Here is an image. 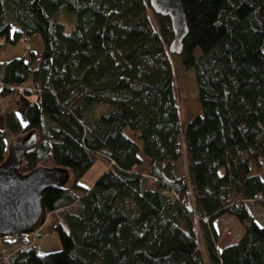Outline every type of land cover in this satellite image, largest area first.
Listing matches in <instances>:
<instances>
[{"label":"trees","instance_id":"trees-1","mask_svg":"<svg viewBox=\"0 0 264 264\" xmlns=\"http://www.w3.org/2000/svg\"><path fill=\"white\" fill-rule=\"evenodd\" d=\"M181 3V63L200 105L184 124L170 20L148 0H0V50L35 33L43 44L39 57L0 60V101L35 94L21 117L4 114L0 163L7 132L33 129L20 171H69L42 198L61 248L40 253L33 237L14 236L0 264H264V225L248 209L264 206V0ZM100 156L108 165L85 185ZM222 214L242 230L219 246Z\"/></svg>","mask_w":264,"mask_h":264},{"label":"water","instance_id":"water-1","mask_svg":"<svg viewBox=\"0 0 264 264\" xmlns=\"http://www.w3.org/2000/svg\"><path fill=\"white\" fill-rule=\"evenodd\" d=\"M148 2L155 13L169 17L172 37L168 51L180 54L188 32L181 0ZM36 142L37 132L30 129L7 144V155L0 163V237L34 232L47 216L43 191L48 186H61L69 178V171L60 166L39 165L24 173L20 171L24 153Z\"/></svg>","mask_w":264,"mask_h":264},{"label":"rangeland","instance_id":"rangeland-1","mask_svg":"<svg viewBox=\"0 0 264 264\" xmlns=\"http://www.w3.org/2000/svg\"><path fill=\"white\" fill-rule=\"evenodd\" d=\"M4 47H3L4 49L0 50V60H7L13 56H19V55H24L25 56L24 58L28 59L29 52H33L36 57H39L43 48V44L40 34L35 33L30 36L22 35L21 38L17 40V42H15L14 44L7 43L4 45ZM198 53L199 50L195 49V54L197 55ZM170 59L174 73V87H175V93H176L177 104L179 109V120L181 124H184L193 114H195L198 110H200V105L197 98V87L194 79V72L192 68H186L185 66H183V64L181 63L180 54L170 53ZM28 83L29 82L24 81L20 84V87L23 88ZM14 93H12V95ZM32 95L35 98L34 93H30L28 96L32 97ZM8 97H10V95L6 96L5 98ZM7 101H9V103H12V105L15 103L14 99L5 100V103ZM0 105L3 106V103H1ZM22 107L24 108V105L20 103L19 109H21ZM15 136H13L12 133L7 132L6 139L8 143ZM184 164H185L184 162H181V164H179V170L181 169L185 170ZM106 165H108V163L103 157L100 156L99 158H97L95 163L91 166V168L83 175L82 182L85 185L90 186L94 182V180L106 168ZM145 182L146 181L144 179L143 184ZM151 183L152 185L154 184L153 182ZM253 213L255 214L254 211ZM235 219L236 218H234L231 215L224 214L221 215L215 221L216 226L218 227V230L221 233L223 226L230 227L229 231L226 230V235H227L226 238L228 241H234L237 238L240 231V226ZM234 221L236 224L234 223ZM53 223H54L53 215L51 213H47L44 222L40 224L35 229L34 232H30L26 234L27 236L30 237V239L33 237L34 243L40 246V248L38 249L40 253H45L61 248V242L59 240L58 234L55 230L52 229ZM261 223L264 222L261 220ZM236 225H238V227ZM195 227L196 229H198L199 227V229L201 230L200 225L198 226L196 224ZM197 236L199 239V244L201 245L202 242L199 237V231ZM11 237L14 239V241L11 240L10 242H6L3 240L2 237H0V246L2 244H5L7 253H11L19 245V243L15 241L14 236ZM11 237L10 239H12Z\"/></svg>","mask_w":264,"mask_h":264},{"label":"crops","instance_id":"crops-1","mask_svg":"<svg viewBox=\"0 0 264 264\" xmlns=\"http://www.w3.org/2000/svg\"><path fill=\"white\" fill-rule=\"evenodd\" d=\"M9 99H14V101H15V103L12 105V103H9V101H7L6 103H5V100H9ZM34 99V97H33V95H32V97L31 96H27V95H24V94H18V95H16L15 93L12 95H10V97H8V98H3L1 101H0V104L1 103H3V106H1L0 105V128L1 129H4L5 128V124H4V114L7 112V110H15L18 114V117H21L22 116V109H23V107L21 108V109H19V106H20V103L21 104H23L24 106H25V104L28 102V101H31V100H33ZM5 104H11V106H7V105H5ZM250 205H252V206H250ZM248 209H249V211H250V213H251V216L259 223V224H261V225H264V223H261V220L264 222V206H262V205H260V204H258V203H248ZM253 211L255 212V214L253 213ZM222 215H224V214H222ZM229 215V214H228ZM221 216V215H220ZM219 216V217H220ZM218 217V218H219ZM217 218V219H218ZM235 218V217H234ZM216 219V220H217ZM215 220V221H216ZM236 220V222L239 224V226H240V231H239V234H238V236H237V238L234 240V241H228L227 240V235H226V230L227 231H229V229H230V227H227V226H223V228H222V233L218 230V227L216 226V223H215V221H214V228L216 229V231H217V235H218V240H217V243L219 244V246L220 245H224V244H227V243H232V242H235L237 239H238V237H239V235H240V233H241V230H242V227H241V224L239 223V221L237 220V219H235ZM234 223H235V221H234ZM236 224V223H235ZM237 227H238V225H236ZM199 229V228H198ZM198 229H196V231L198 230ZM199 231V237H200V240H201V246H202V249H203V251H204V244H203V241H202V238H201V230L199 229L198 230ZM198 231H197V233H198ZM203 254H204V257H205V260H206V253H205V251L203 252Z\"/></svg>","mask_w":264,"mask_h":264},{"label":"built area","instance_id":"built-area-1","mask_svg":"<svg viewBox=\"0 0 264 264\" xmlns=\"http://www.w3.org/2000/svg\"><path fill=\"white\" fill-rule=\"evenodd\" d=\"M8 257H9V253H7L6 247L0 246V261L6 260Z\"/></svg>","mask_w":264,"mask_h":264},{"label":"bare ground","instance_id":"bare-ground-1","mask_svg":"<svg viewBox=\"0 0 264 264\" xmlns=\"http://www.w3.org/2000/svg\"><path fill=\"white\" fill-rule=\"evenodd\" d=\"M158 187V186H157Z\"/></svg>","mask_w":264,"mask_h":264}]
</instances>
